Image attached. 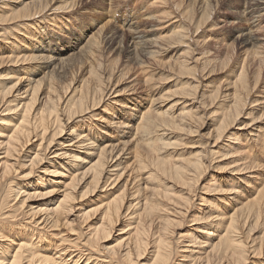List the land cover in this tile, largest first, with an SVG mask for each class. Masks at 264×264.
Wrapping results in <instances>:
<instances>
[{
  "label": "bare ground",
  "instance_id": "obj_1",
  "mask_svg": "<svg viewBox=\"0 0 264 264\" xmlns=\"http://www.w3.org/2000/svg\"><path fill=\"white\" fill-rule=\"evenodd\" d=\"M54 1H24L9 19H4L8 21L4 22L7 24L0 35L9 36L21 28H33L47 11L75 5L52 7ZM251 2L244 14L249 13L255 24L240 30L233 40L239 39L244 47L255 46L252 50L255 59L251 62L255 63L256 69L252 71L249 68V51L244 49L238 72L228 82L231 89L228 93L221 91L219 86L213 89L206 81L210 74L206 75L205 70L212 61L208 56V37L197 36V49H204L198 52L196 46L186 43L188 36L183 26L169 33L153 37L145 35L144 38L138 34L139 26L134 25L135 21L126 22L132 50L135 51L139 45L148 59L159 52L156 48L160 42L177 41L176 47L184 48L164 64L167 70H183L190 75L191 93L186 94L194 95L195 100L200 98L196 101L195 110V102L188 103L187 98H183L177 113L158 111L152 106V100L140 109L135 107L140 101L132 105L133 102L129 103L131 96H128L124 103L117 105L127 114H115L109 106L117 99L111 102V97L134 90L135 82H139L135 81L124 89L115 88L130 67L117 66V59L105 62V54L110 51L103 45H111L117 36L112 31L113 34L108 32L99 41L100 29L97 35L92 34L83 44L71 47L68 53L42 54L35 52V46L29 50L8 48L6 55L0 53V67L9 62L18 72L31 71L16 77L12 84L0 86V126L8 129L6 132L0 130V264H169L179 248L187 252L182 255L180 264H251L254 262L252 258H264V177L259 179L258 175L252 174V167L256 166L253 158L257 153L251 152L256 147L258 152L264 153V133L261 135L256 133L260 129L256 132L250 129L247 131L249 138L244 136L243 141L239 138V133L250 125L241 119L247 114L248 99L257 90L264 93L261 80L263 49L256 36L264 29L260 13L264 10V2ZM188 13L193 15L191 10ZM41 27L43 25L39 24L36 27L39 33ZM155 29L159 28L152 30ZM232 43L224 39L219 42L225 51V56L220 58L223 62L229 60ZM40 59L53 64L52 69L37 79L27 76L35 73L30 69L39 65L29 67V64ZM142 62L139 66L144 65ZM198 63L202 66L198 67ZM73 64L74 69L68 70ZM66 70L68 77L62 80ZM142 72L141 81L150 84L152 73L148 75L146 69ZM74 83L78 86L73 87ZM261 99L264 102V96ZM205 105L208 108L222 107L210 131L212 144L207 141L204 148L191 156L160 157L161 150L169 146L163 139L166 131L197 133L207 115L203 111ZM100 109L106 115L94 117V111ZM136 110H139L138 116L132 117ZM12 113H18L15 122L1 117ZM136 117L138 121L134 124L131 120ZM92 118L108 127L103 129V140H96L91 128ZM66 127H70V138L64 140L62 134ZM100 128L98 130L102 132ZM126 132L131 133L128 134L130 139L123 141L121 137L127 135ZM225 139L228 142L222 145ZM249 140L256 143L250 145ZM34 141L39 142L31 151L29 146ZM230 141L233 144L229 145ZM124 150L129 151L131 161L120 167ZM216 155L221 156L219 161H226L225 166L217 165L218 170L228 166L233 173L248 174L251 178L244 184L248 194L244 186L237 184L236 174L225 182L217 181L211 175L202 184L205 191L225 194L229 201L242 197L228 215L219 211L213 214L203 209L193 215L194 223H208L215 229L208 230L206 234L208 238L217 236L218 240L205 250L206 243L194 235L193 227L183 233L178 229L185 224V215L193 206L198 183ZM64 161H69L66 162L68 167H64ZM19 169L27 170L20 176L25 179L35 176L38 171L42 173L37 175L38 179H46L44 175L63 176L65 180L52 182L62 183L61 197L45 205L25 203L27 199L52 195L54 189H47V182L31 183L32 189L28 184H21L25 188L23 191L20 184L12 187L10 178L16 176ZM139 181L142 184L136 185ZM254 181L258 183L256 187ZM107 187L111 191L103 193ZM20 196V204H17ZM200 199L204 200L202 196ZM24 205L27 209L20 213ZM3 209L7 210L3 212ZM259 227L261 234L255 236ZM118 229L116 243L110 244L113 233ZM180 244L187 248L183 249Z\"/></svg>",
  "mask_w": 264,
  "mask_h": 264
},
{
  "label": "rangeland",
  "instance_id": "obj_2",
  "mask_svg": "<svg viewBox=\"0 0 264 264\" xmlns=\"http://www.w3.org/2000/svg\"><path fill=\"white\" fill-rule=\"evenodd\" d=\"M24 1L26 0H0V33L3 31L5 24H7L4 22L8 21L4 19H9L13 15V12L22 6V3ZM251 1L252 0H55L52 7L62 5L66 7V5H72L73 3H75V5L73 4V6H69L64 9H57V11H47L44 16L40 17L41 19L39 18L40 20L38 19L39 21L36 23V25H34L33 28H21L19 29V31L10 33L11 35L9 36L0 35V53L3 52V54L6 55L7 53H9L8 48H25L24 50H29V47L31 48V46H35V52H39L42 54L45 53L54 55L61 52L68 53L71 47L76 46L78 43L83 44L85 40L88 39L92 34L97 35V32L100 31V29L102 31L100 35H102H97L99 41L104 38L106 33L110 32L111 34H113L112 32H115L117 36L114 37L115 39L113 40L111 45L107 43L103 45L104 47L106 46L107 51H110V53L107 52V55L105 54L104 60L106 63H110L112 62L111 60L117 59V66L125 67L126 69L130 67L128 73L119 80V86L115 88L124 89L128 86H131L135 81L139 82L137 84L135 82L134 90H128L134 91V93H127V91L126 93H123L116 97L110 96L111 102L117 99L112 105L109 106L110 109L112 108L111 110L115 114H127L124 111H120V107H118L117 105H119L120 103H124V99L128 96H131L129 97V103L132 104L133 102L132 105H136L137 101H140L139 105L135 106L140 109L148 104L149 100H152V106L158 111L177 113V108L182 106L181 102L183 98H187L186 100L188 101V103L192 101L195 102L193 107V109L195 110L198 104V102L196 101L200 98L195 100L194 95L186 94L187 92L191 93L189 92L191 90L190 85L192 84L190 75L183 70H167L166 64H164L166 60L171 59L174 55L181 53L184 48H182L181 46L176 47L177 41H175L174 43L160 42V46L156 48L159 52L155 54L154 58L148 59L141 52L142 49L139 48V45H137L135 51L132 50V39L130 38V35H128L129 33L126 30L127 26L125 24H127L131 20L135 21L134 25L136 24L140 27L139 30V27L137 26L138 34H140L141 37L144 36V38L145 35H147V37H153L169 33L172 29L183 26V29H185L188 36V42L186 41V43L190 42L192 44V47L196 46V51L198 52H201L204 49H202L201 47H198L197 49L196 39L198 37L201 38V35H203L205 38L208 37L206 38L208 39L206 41L208 44L207 48L210 52L208 56L210 60L212 59V61L208 63V66L205 70L206 75L210 74V77L206 79V81L208 80V83H211L213 89L219 86L222 87L221 91H223L224 93H228L229 91L231 92V89L228 87V82L235 78L238 72L239 67L237 66H239L242 62V53L244 52V49L249 51L247 57V64L248 66L250 65L249 68L251 67L252 71L256 69L255 63L251 62L255 59L252 54V50L255 48V46L247 45L244 47L240 44L241 41L239 39L233 40V36L239 34L241 32L240 30H243L248 26H252L253 24H255L252 21L253 19L249 17V13L244 14V10L246 8L248 9V6L252 3ZM262 1L264 2V0ZM190 10L193 14L192 16L190 13H188V11ZM260 13L262 14L261 24H264V10H262ZM38 24L40 26L43 25V27H41L40 29L41 33H39L40 31H38V29L36 28ZM153 27L159 29L152 30L154 29ZM33 29H36V33ZM256 36L258 38L257 40H259L258 45H260L263 49L261 55L264 58V29L257 32ZM223 39L227 43L233 41V49L231 50L230 57L228 58L229 60L225 62L220 59L225 56V51H223L222 46H219V42ZM6 40H8V42ZM112 45L115 49L112 47ZM142 61H144V65L139 66V64H143ZM9 64V62H4V64H1L0 86L12 84L15 81L14 79L16 77H21L23 75H26L24 73L31 72H18L15 70V66ZM34 65H37V67L30 70L36 72L32 73V75H27L34 79L42 77L44 73H46L48 70H51L53 67V64H49L47 63V61H44L42 59L29 64V67ZM197 65L198 67L202 66L200 63H198ZM72 67L74 69V64L73 66L68 68V70H72ZM145 69L148 70V75L152 73V81L147 85L141 81L144 75V72L142 71ZM68 70H66L67 76L65 75L62 80L68 77ZM261 80L263 82L262 85H264V64L261 72ZM76 86H78V83L73 84V87ZM152 96L154 98L151 99ZM262 96H264V93L257 90V92L250 96L247 101V114H245L241 119L242 122H246L247 124L250 123V125L244 129L245 131L243 130V132L239 133L240 141H243L242 139L245 138L244 136H247V138L250 137V135H248L247 133V131L250 129L255 130L253 132H256V130L260 129V132L256 133H259L261 135L264 133V102H261ZM221 99H223V97H221ZM221 108L222 107L220 106H213L210 108H208V106L206 105L203 106V111H205L207 115L204 116L205 119L203 121L202 127L197 130V133H193L190 135L181 134L174 130H172L171 132L164 130L163 132L165 133L166 131V134L163 135V139L167 140L169 146L166 147V149L161 150V152L159 153L160 157L170 159V157L191 156L200 151V148H204L207 141H210V144H212L213 140H211L210 138V131L214 127L213 124L216 121V118H218L217 113L220 112ZM94 112V117L104 114V111H102V109ZM138 112L139 110H136L134 112V116H132L131 114H129V116H138ZM17 114L18 113H12L1 117L11 118L12 122H15ZM250 117L258 119H253V121ZM90 121L92 124L91 128L94 129L93 131L95 133L96 140H103V129H107L108 127L103 126V124L96 121L95 118H92ZM137 121L138 117H136L134 120H131V122L134 124H136ZM99 127H101L100 129L102 130V132H99ZM0 130L6 132L8 129H4L2 126H0ZM237 131H240V129H238ZM69 132L70 127L64 128V132L62 134L64 140L70 138L68 137ZM126 133L127 135H122L121 140L126 141L130 139V136L128 134L131 133ZM113 135L115 137V134ZM38 142L39 141H34L33 144L29 146V148H31V151H34V149L36 148V143ZM227 142L228 139H225L221 142V144H225ZM255 143L256 142L249 140L250 145H253ZM231 144H233L232 141L229 142V145ZM126 147H128L127 144ZM130 147L131 146L129 145V148ZM253 148L255 150H252L251 152L257 153V156L253 158V161H256V166L252 167V174H254V176L258 175V178L260 179L264 177V153L258 152V149L256 147ZM219 151L222 152L221 149H219ZM214 157L215 158L211 162V165L207 169L204 177L198 183L192 204L193 206L185 215V224L183 223L182 227L178 229V232L183 233L187 232L190 227H193L192 232L194 233V235L198 236L203 242L206 243V246L204 247L206 248L205 250H208L218 240V238L217 236L208 238V234L206 233L208 232V230L213 231L214 227H210L209 225H207L208 223L203 225L194 223V221L192 220L193 215L199 209H203L205 211L209 210V212L213 214L219 211L223 215H228L232 212V208L238 204V201L242 200V197H237L236 199L239 198L238 200L233 199L229 201L228 199H226L225 194L213 193L212 191H205V189H202V184L207 182L211 175L215 176L217 181L225 182L227 179L232 178V176L236 174L233 173L231 171L232 169H229L230 167L228 166H226V169L222 171L218 170L217 165L221 164V166H225L226 161H219L221 156L216 155ZM130 161L131 159L129 151L124 150L123 158L119 162L120 167L126 166V164H128ZM66 162L69 161L63 162L64 167H68L69 165ZM61 169L63 172H65L63 166H61ZM26 171V169H19L17 175L10 178V180L12 181V187H14L15 184H20V190L23 191L25 188L21 187V184H28V188L32 189L33 186L31 183L36 182L39 184H45L47 182V189H54V193L47 197H37L30 201H28L27 199L25 203L34 202L37 206L45 205L47 203L56 202V200L61 197V190L63 189L62 183L52 182H57V180L63 181L66 178H63V176L60 175H44L46 179H38L37 175L40 173V171H38L35 176H32L29 179L20 177ZM236 176L239 179L237 184L242 186L246 184V179L251 178L248 174H236ZM137 184H142V181H139L138 183H136V185ZM254 184L256 187L258 183L254 181ZM108 188L109 187H107V189H105L103 193L110 192L111 189ZM244 188L246 191L245 186ZM29 189H27V191H29ZM246 194H248L247 191ZM200 196H202L204 200H201ZM19 198V203L17 204H20L22 196H20ZM14 207H16V205ZM26 209L27 208L24 205L21 208L20 213H22ZM5 210L7 209H3L2 211L4 212ZM119 227L120 226H118L117 228ZM196 228L204 229V231H197ZM119 230L120 229L115 230V232L113 233L114 236L109 241L110 244L116 243L117 239L115 238V236L117 235L116 233ZM257 230L258 231L255 233V236L261 234L260 227ZM216 233L218 234V232ZM181 244L179 245L180 247L183 246ZM182 248L185 249L187 248V246H184ZM180 250L181 248H179V252L173 256L169 264H180L182 255L187 253L186 251ZM251 260L254 261L251 264H264V258L261 259V257L252 258ZM35 264L38 263L36 262Z\"/></svg>",
  "mask_w": 264,
  "mask_h": 264
}]
</instances>
